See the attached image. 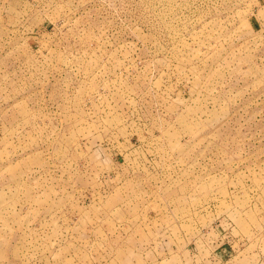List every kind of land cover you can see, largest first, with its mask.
I'll use <instances>...</instances> for the list:
<instances>
[{"label":"rangeland","instance_id":"obj_1","mask_svg":"<svg viewBox=\"0 0 264 264\" xmlns=\"http://www.w3.org/2000/svg\"><path fill=\"white\" fill-rule=\"evenodd\" d=\"M0 264H264V0H0Z\"/></svg>","mask_w":264,"mask_h":264}]
</instances>
